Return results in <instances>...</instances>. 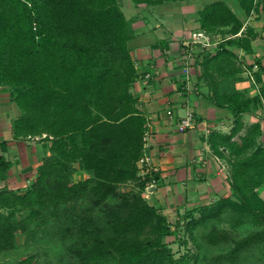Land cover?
<instances>
[{
    "label": "trees",
    "instance_id": "1",
    "mask_svg": "<svg viewBox=\"0 0 264 264\" xmlns=\"http://www.w3.org/2000/svg\"><path fill=\"white\" fill-rule=\"evenodd\" d=\"M238 3L246 14L261 11L264 18V0ZM199 22L209 33L228 27L229 36L243 26L223 1L204 7ZM132 36L118 0H0V85L12 87L20 111L14 135L45 134L50 143L26 188H0V253L14 249L16 237L31 234L33 224L49 223L66 264H188L164 242L175 234L172 226L178 221L170 223L143 197L158 177L155 172L142 177L137 166L146 120L130 92L137 77L127 46ZM231 46L248 52L250 40L221 42L216 53L200 61L204 72L218 62L231 64ZM229 74L223 76H233ZM211 75L214 104L232 116L229 133L209 137L211 149L228 166L229 195L186 211L182 220L191 236L197 226L228 210L234 212L233 225L254 223L256 229L243 236L215 226L205 234L210 246L227 247L213 259L233 262L251 247L264 248V200L257 195L264 187V141H257L260 123L247 126L243 118L261 105L264 86L248 97L218 85ZM75 165L88 177L74 181ZM9 167L0 153V173ZM129 183L130 189H121Z\"/></svg>",
    "mask_w": 264,
    "mask_h": 264
},
{
    "label": "crops",
    "instance_id": "2",
    "mask_svg": "<svg viewBox=\"0 0 264 264\" xmlns=\"http://www.w3.org/2000/svg\"><path fill=\"white\" fill-rule=\"evenodd\" d=\"M215 1L225 2L242 22V28L232 37L248 38L250 51L228 47L231 64L218 62L206 72L195 61L187 82L182 68L190 33L204 30L199 14ZM121 3L118 0L122 10ZM123 5L130 11L129 16L124 15L133 31L127 46L137 72L130 92L146 120L144 155L148 161L137 166L142 177L151 175L149 171L158 177L154 185L145 189L143 197L172 222L179 214L229 195L228 171L224 169V175L214 160L217 155L210 147L209 137L212 133H229L232 116L229 110L214 104L211 74L216 75L218 85L229 83L248 97L259 93L264 86V18L261 11L246 14L238 0H207L204 4L197 0H165L158 4L123 0ZM227 30L228 27H220L216 32L223 35ZM218 46L211 48V54L216 53ZM226 72L233 76L224 77ZM203 73L209 74L202 76ZM13 92L12 87L0 85V153L10 163L6 173H0V188L22 190L49 154L50 143L43 139L45 134L14 135L13 121L20 111L13 101ZM188 110L195 114V124L180 132L176 123ZM247 116L260 123V138L264 141V100L255 111L244 114V120Z\"/></svg>",
    "mask_w": 264,
    "mask_h": 264
},
{
    "label": "rangeland",
    "instance_id": "3",
    "mask_svg": "<svg viewBox=\"0 0 264 264\" xmlns=\"http://www.w3.org/2000/svg\"><path fill=\"white\" fill-rule=\"evenodd\" d=\"M204 4L207 0H197ZM260 1V0H259ZM122 11L124 15L129 16V10L123 5V0H121ZM229 86V83L226 87ZM230 87V86H229ZM245 122L248 125L255 123L252 118L245 119ZM258 142H261V138L257 139ZM221 161V159H220ZM222 162V161H221ZM225 163V162H223ZM222 172L224 169L220 165ZM74 173L72 179L74 181L82 180L88 175L83 171L77 168V165L74 166ZM228 171V168H226ZM228 173V172H227ZM226 173V175H227ZM225 175V171H224ZM131 184L122 186V190H128L131 188ZM259 198L264 200V187L260 188L257 192ZM233 200L239 202V198L231 197ZM186 212L179 214L178 218L173 220L172 224L175 221H178V226L173 225L175 234L164 239V242L167 243L176 259L181 257L188 258V264H194L197 260V264H264V248L261 249L258 246H254L245 250L235 261L233 262H217L213 259L216 255L224 254L227 251L225 245L219 246H210L207 244L205 239V234L210 230L211 226H215L219 229L229 230L235 235L243 236L251 231L256 229V225L251 222H246L243 224L233 225L231 222V215L233 216V211L228 210L225 212L218 220H213L205 225L197 226L193 230V236L190 233H185V225L187 220H182ZM195 218H198L197 213L194 214ZM180 219V221H179ZM48 225H42L40 227L33 224L31 234L27 237L25 235L19 234L16 237L15 248L7 252L0 253V264H66L61 261L60 252V242H57L56 237H53L51 231L52 224L46 223Z\"/></svg>",
    "mask_w": 264,
    "mask_h": 264
},
{
    "label": "built area",
    "instance_id": "4",
    "mask_svg": "<svg viewBox=\"0 0 264 264\" xmlns=\"http://www.w3.org/2000/svg\"><path fill=\"white\" fill-rule=\"evenodd\" d=\"M230 37L232 36H223L217 32L209 33L204 30L194 31L190 33L188 47L184 54V62L182 68L183 73L186 75L187 82L190 81V68L194 64V62H200L205 54L211 53L210 51L212 47H217L221 42ZM171 113V111H167L168 115H171ZM194 124L195 114L192 111L188 110L186 114L177 121L176 126L178 128V131L183 132L193 127ZM214 160L219 163L223 169L226 170V168H228L227 164L221 162L219 157L214 156ZM145 161H148V159L144 155L143 150V156L137 163L141 164ZM148 173H153V171H149ZM155 181V179H152L148 186L154 185ZM28 185L29 183L25 185L24 188H26ZM148 186H146V189L148 188Z\"/></svg>",
    "mask_w": 264,
    "mask_h": 264
}]
</instances>
